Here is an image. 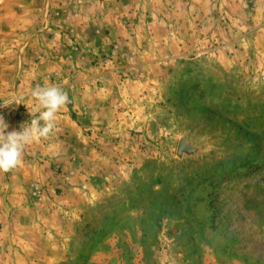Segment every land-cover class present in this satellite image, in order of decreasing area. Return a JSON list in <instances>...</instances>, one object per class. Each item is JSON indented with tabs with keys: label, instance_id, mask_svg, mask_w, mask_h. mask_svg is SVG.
<instances>
[{
	"label": "rangeland",
	"instance_id": "1",
	"mask_svg": "<svg viewBox=\"0 0 264 264\" xmlns=\"http://www.w3.org/2000/svg\"><path fill=\"white\" fill-rule=\"evenodd\" d=\"M37 85L70 103L0 173V264H264V0H0L6 132Z\"/></svg>",
	"mask_w": 264,
	"mask_h": 264
},
{
	"label": "clouds",
	"instance_id": "2",
	"mask_svg": "<svg viewBox=\"0 0 264 264\" xmlns=\"http://www.w3.org/2000/svg\"><path fill=\"white\" fill-rule=\"evenodd\" d=\"M35 101L29 112V122L20 130L6 132L9 127L0 116V173H8L22 164L26 146L42 139H48L56 130L58 114L70 103L66 91L58 85H37L30 92ZM21 104L18 99L4 101L0 107Z\"/></svg>",
	"mask_w": 264,
	"mask_h": 264
},
{
	"label": "water",
	"instance_id": "3",
	"mask_svg": "<svg viewBox=\"0 0 264 264\" xmlns=\"http://www.w3.org/2000/svg\"><path fill=\"white\" fill-rule=\"evenodd\" d=\"M200 152L198 147L192 146L190 142H186V137H182L178 143L176 149V157L181 159L183 155L187 157H194L196 154Z\"/></svg>",
	"mask_w": 264,
	"mask_h": 264
},
{
	"label": "built area",
	"instance_id": "4",
	"mask_svg": "<svg viewBox=\"0 0 264 264\" xmlns=\"http://www.w3.org/2000/svg\"><path fill=\"white\" fill-rule=\"evenodd\" d=\"M4 108L3 107H0V116H3L4 115V110H3Z\"/></svg>",
	"mask_w": 264,
	"mask_h": 264
}]
</instances>
